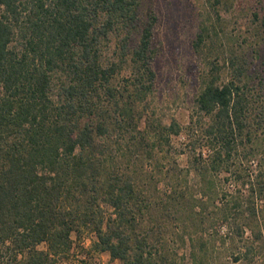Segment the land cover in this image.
<instances>
[{"label":"trees","instance_id":"1","mask_svg":"<svg viewBox=\"0 0 264 264\" xmlns=\"http://www.w3.org/2000/svg\"><path fill=\"white\" fill-rule=\"evenodd\" d=\"M204 1L218 19L232 6ZM141 4L0 0V264H88L75 233L121 264H264V15L222 50L201 24L183 126L149 113Z\"/></svg>","mask_w":264,"mask_h":264},{"label":"rangeland","instance_id":"2","mask_svg":"<svg viewBox=\"0 0 264 264\" xmlns=\"http://www.w3.org/2000/svg\"><path fill=\"white\" fill-rule=\"evenodd\" d=\"M255 13L264 15V0H232V6L221 14V19L212 15L204 0H142V25L154 24L153 47L156 51V91L148 105L149 113L165 123L176 119L183 126L187 125L194 112L200 76L205 68L203 58L194 48L201 24L213 22L221 32L222 40H217V49H228L232 44L245 46L248 40L252 41ZM257 49L261 51V58L255 60V64L264 77V45ZM249 166L254 170L257 165L251 163ZM224 176L220 181L226 190L234 191L240 187L232 180L226 181ZM73 239L75 252L88 264H121L107 253L90 251L94 236L75 233ZM45 248V245L40 246L42 250Z\"/></svg>","mask_w":264,"mask_h":264}]
</instances>
